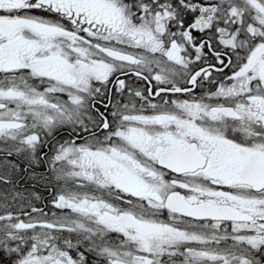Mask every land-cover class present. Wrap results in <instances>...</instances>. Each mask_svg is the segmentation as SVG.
<instances>
[{"label":"snow or ice","instance_id":"snow-or-ice-1","mask_svg":"<svg viewBox=\"0 0 264 264\" xmlns=\"http://www.w3.org/2000/svg\"><path fill=\"white\" fill-rule=\"evenodd\" d=\"M0 264H264V0H0Z\"/></svg>","mask_w":264,"mask_h":264},{"label":"flooded vegetation","instance_id":"flooded-vegetation-1","mask_svg":"<svg viewBox=\"0 0 264 264\" xmlns=\"http://www.w3.org/2000/svg\"><path fill=\"white\" fill-rule=\"evenodd\" d=\"M46 194H48L46 191L45 192H43V195L45 196Z\"/></svg>","mask_w":264,"mask_h":264},{"label":"rangeland","instance_id":"rangeland-1","mask_svg":"<svg viewBox=\"0 0 264 264\" xmlns=\"http://www.w3.org/2000/svg\"><path fill=\"white\" fill-rule=\"evenodd\" d=\"M47 193H48V192H47ZM48 195H49V193H48V194H46V195H45V197H47Z\"/></svg>","mask_w":264,"mask_h":264}]
</instances>
